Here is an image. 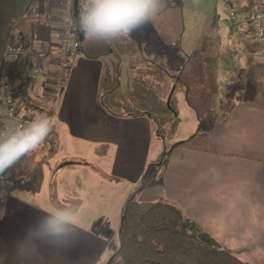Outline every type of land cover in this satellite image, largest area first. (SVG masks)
<instances>
[{"label":"crops","instance_id":"0c3cea01","mask_svg":"<svg viewBox=\"0 0 264 264\" xmlns=\"http://www.w3.org/2000/svg\"><path fill=\"white\" fill-rule=\"evenodd\" d=\"M68 10L72 0H0V86L10 62H37L45 52L46 76L23 82L35 103L47 100L44 108L48 92L57 99L50 112H38L41 120L54 118L51 137L3 170L21 184L0 188L5 199L0 264H123L108 262L119 247L125 201L164 150L138 200L175 204L239 260L264 264V61L221 64L228 77L237 74L226 85L220 62L186 61L178 34L161 40L167 54L171 50L181 59L178 72L171 71L174 59L171 69L165 61H137L133 45L120 37L113 40L118 52L92 54L83 43L59 85V43ZM166 19L180 20L179 15ZM10 40L27 43L28 55L9 53ZM84 42L91 50L106 45L96 37ZM119 52L129 54L125 70ZM186 68L194 69L193 75ZM20 80L14 81L19 95ZM167 110L174 126L165 124L170 134L165 137L153 117L157 112L166 120ZM24 112L41 121L36 112L19 114ZM183 118L181 126L175 123ZM3 121L16 123L7 115ZM29 164L41 165L39 189L22 185ZM56 211L69 212L74 222L61 237L41 235L43 222Z\"/></svg>","mask_w":264,"mask_h":264},{"label":"trees","instance_id":"16d2710c","mask_svg":"<svg viewBox=\"0 0 264 264\" xmlns=\"http://www.w3.org/2000/svg\"><path fill=\"white\" fill-rule=\"evenodd\" d=\"M81 4L82 0L79 1L75 16L74 0H72L74 46L69 53L70 59L72 55L80 53L83 49L84 40L80 41L78 37L81 32L79 30ZM193 41L191 42L193 50L189 57H186L187 62L206 60L219 63L222 60V48L218 45L217 31L214 26L203 25V30L193 35ZM234 60H237V57ZM194 71L189 69L191 75ZM16 77L22 79L19 95L21 106L18 108V113L22 110L37 113L50 112L53 108L52 104L57 101L55 93L48 92L49 105L47 108L41 107L32 100L27 83H24V77L19 73ZM165 155L166 150L149 165L138 186L128 195L119 227V247L108 263L120 259L123 264H249L222 248L197 223L185 217L175 204L166 201L140 202L138 200L140 190L148 178L154 174L152 169L160 165ZM35 175L36 172L30 175L28 180L23 181L22 185L39 189L42 178L37 187L31 185ZM17 187L18 182L14 181L8 189Z\"/></svg>","mask_w":264,"mask_h":264},{"label":"rangeland","instance_id":"374dc122","mask_svg":"<svg viewBox=\"0 0 264 264\" xmlns=\"http://www.w3.org/2000/svg\"><path fill=\"white\" fill-rule=\"evenodd\" d=\"M161 5L162 6L159 12L155 15L152 20L142 25L136 31L129 34V36L122 37L123 40H125L127 43L129 42V44L133 45V47L131 48L135 51V53H133V56L136 57L137 61H142L143 63H146L148 60L158 63L165 61L170 64V60L174 59V62H177V64L174 68H172L174 66L172 62V64H170L169 69L172 68L173 70L171 69V71L178 72L179 69H177V65L178 61H181V59L177 60V58L173 55L174 52L171 50H169L170 52L167 54V52L163 49L164 47L161 45V40L163 38L172 39L175 34H178L180 37L179 39L181 44L183 41L185 42L186 57H189L191 51L193 50L191 44V42H194L193 35L195 36L196 34L200 33V31L203 30V25L214 26L215 30L217 31L219 41L218 45L220 48H222L223 54V58L222 60H220L219 66L220 70L222 69V72L224 71V68H222V66H227L229 65V63H235V57H238L237 59L240 61H264V46L256 45L253 42L249 43L243 41V39L236 31L235 21L232 20L230 16L231 7L227 5L223 0H161ZM165 15H167L168 18L170 15L173 17L179 15L180 20L175 21L174 19H166L167 16ZM84 46L86 50L92 54H100V51L108 52L113 50V48L115 50L117 49L116 46H114L113 41L111 43L106 42V45H103V43L101 42V46L97 50L89 49L88 43L85 44V42ZM119 53H121L120 59L122 60V63L119 64L121 66L120 68L121 70H125L126 65H128L126 57H128L129 54H126L124 52ZM112 57L114 56L112 55ZM117 60L118 58L115 59V63H117ZM180 66H182V63H180ZM187 70L189 69H186V71ZM180 71L182 72L183 70L181 69ZM219 77L224 78L223 80H225L226 85H228L229 83H231V78L236 79L237 74L232 76L230 75V77H228L227 74L223 72V74H221ZM173 78L174 77L171 78L172 81L169 85L171 89L170 93L172 92V89H174V83H177L178 76L175 79ZM130 80H135V77H131ZM177 90L178 88H175V90L173 91ZM45 101L47 100L43 98L41 101H38L36 103L39 106L44 107L46 103ZM173 104L175 106V102L169 103V109H174ZM20 105L21 104L17 102L18 108ZM166 112L168 114L166 120H164L160 114L154 112L153 121L157 129V133L160 136L168 137V135L170 134H168L169 131H167V126L165 124H168L169 121L172 123L174 115L171 112L169 114L168 110ZM185 112H187V116L190 117L189 111L186 110ZM24 114L29 115L25 112ZM35 115L36 119L41 120L37 112ZM201 119L203 120V118ZM177 122L178 125L181 126L184 123V118L180 120L177 119L175 123ZM171 125L174 126V122ZM49 137H51V134H49ZM171 143L172 142L168 138L167 146L169 147ZM39 166L34 165V167H32L31 164H29L26 168L29 171V176L36 172V175L31 183V185H33L34 187H37L40 182V179L42 178V174L37 172L39 170ZM4 173L6 172L4 171ZM20 183L18 182V185H20ZM54 195L55 193L53 192V196Z\"/></svg>","mask_w":264,"mask_h":264},{"label":"clouds","instance_id":"9594fccd","mask_svg":"<svg viewBox=\"0 0 264 264\" xmlns=\"http://www.w3.org/2000/svg\"><path fill=\"white\" fill-rule=\"evenodd\" d=\"M161 0H82L79 30L85 40L96 37L107 43L127 37L152 20L161 8ZM53 117H46L17 131L0 144V172L26 152L36 149L54 128ZM69 212L56 211L41 226V235L61 237L73 223Z\"/></svg>","mask_w":264,"mask_h":264},{"label":"built area","instance_id":"2783aa9c","mask_svg":"<svg viewBox=\"0 0 264 264\" xmlns=\"http://www.w3.org/2000/svg\"><path fill=\"white\" fill-rule=\"evenodd\" d=\"M231 7L230 16L235 21V28L241 38L256 45L264 46V0H223ZM70 8V7H69ZM71 10V9H70ZM73 17L68 10L64 17L60 35L59 55L57 60L56 84L62 85L70 68L69 53L74 46L73 42ZM8 52L14 55H28L27 43L10 40L7 45ZM46 53L40 52L37 62L9 63L5 68L0 86V140L8 139L17 131L29 127L32 117L18 113L17 100L19 91L14 85L16 74H21L25 81L31 82L46 76L44 64ZM4 115L15 119V125L3 121ZM13 185V180L4 171L0 172V188ZM5 199L0 198V208Z\"/></svg>","mask_w":264,"mask_h":264},{"label":"water","instance_id":"95a60500","mask_svg":"<svg viewBox=\"0 0 264 264\" xmlns=\"http://www.w3.org/2000/svg\"><path fill=\"white\" fill-rule=\"evenodd\" d=\"M79 1H80V0H74V8H75V11H76L75 16L77 15V10H78ZM78 37H79V40H80V41H83V40H84V33H83V32H80V33L78 34Z\"/></svg>","mask_w":264,"mask_h":264}]
</instances>
